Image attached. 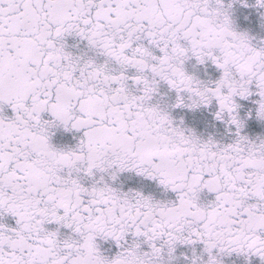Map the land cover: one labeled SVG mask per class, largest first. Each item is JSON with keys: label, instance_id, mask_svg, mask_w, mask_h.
Listing matches in <instances>:
<instances>
[{"label": "snow or ice", "instance_id": "1", "mask_svg": "<svg viewBox=\"0 0 264 264\" xmlns=\"http://www.w3.org/2000/svg\"><path fill=\"white\" fill-rule=\"evenodd\" d=\"M0 264H264V0H0Z\"/></svg>", "mask_w": 264, "mask_h": 264}]
</instances>
